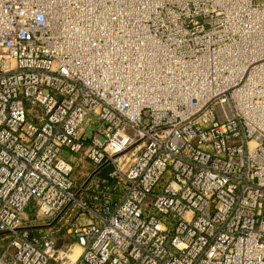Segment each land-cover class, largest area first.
Returning a JSON list of instances; mask_svg holds the SVG:
<instances>
[{
	"label": "built area",
	"instance_id": "built-area-1",
	"mask_svg": "<svg viewBox=\"0 0 264 264\" xmlns=\"http://www.w3.org/2000/svg\"><path fill=\"white\" fill-rule=\"evenodd\" d=\"M0 236V264H264V0H0Z\"/></svg>",
	"mask_w": 264,
	"mask_h": 264
},
{
	"label": "rangeland",
	"instance_id": "rangeland-1",
	"mask_svg": "<svg viewBox=\"0 0 264 264\" xmlns=\"http://www.w3.org/2000/svg\"><path fill=\"white\" fill-rule=\"evenodd\" d=\"M92 120L93 117L91 116V118H89L86 122L85 125V134L87 136H90L93 134V131L95 129L98 128V125H93L92 124ZM96 122V121H95ZM63 157L66 159H70L72 160V166H73V173H72V178L75 182V185L77 188H81L82 190L85 189V186L87 184H90V187L94 186L97 184L98 179L96 178V176H93V172L97 170V168H95L94 165H92L89 160L85 157V155L83 154H73V153H69L67 151L63 152ZM92 189L88 188L86 191L87 192H92ZM89 195V194H88ZM37 212V207L34 203H31L27 208H26V216L29 218H34ZM87 214L85 212H82L80 214V217L78 218L79 221L83 222V220L85 222H87ZM64 236V234H63ZM68 241V237L67 239L63 240L60 239V245L61 247H65L66 245H68L67 242ZM80 252L77 251L76 255L78 256Z\"/></svg>",
	"mask_w": 264,
	"mask_h": 264
},
{
	"label": "trees",
	"instance_id": "trees-1",
	"mask_svg": "<svg viewBox=\"0 0 264 264\" xmlns=\"http://www.w3.org/2000/svg\"><path fill=\"white\" fill-rule=\"evenodd\" d=\"M101 170L96 174V178L98 179L97 184L92 187H90V184H87L85 186V189L82 190V193H80V197L84 199L85 201L89 203H96L97 200H95V196H97L98 191H105V192H111L113 193L115 191V187L117 185V180L110 177L111 172V166L106 165L100 168ZM90 188L92 189V192H87L86 190ZM89 194V195H88ZM33 234H36L38 232V229H32L31 230ZM7 241H2L0 244V249L6 245ZM0 250V251H1Z\"/></svg>",
	"mask_w": 264,
	"mask_h": 264
},
{
	"label": "bare ground",
	"instance_id": "bare-ground-1",
	"mask_svg": "<svg viewBox=\"0 0 264 264\" xmlns=\"http://www.w3.org/2000/svg\"><path fill=\"white\" fill-rule=\"evenodd\" d=\"M57 3H59V0H57ZM45 5L50 9V11H52V7H51L52 4L45 2ZM66 18H65V20H66ZM69 19H72V21H70L68 24H67V22H65V23L62 22V24L65 25L66 27L72 26L73 28L76 29V30H72V31H80L81 29H83V26H82L83 23H81V17L79 15L77 18H75V15H74V16L69 17ZM62 29H64V28L62 27ZM80 33L81 34L78 35L75 40L86 43L90 39V35L85 34V33L82 34L83 32H80ZM76 257H77V255L74 254L72 258L75 259Z\"/></svg>",
	"mask_w": 264,
	"mask_h": 264
},
{
	"label": "crops",
	"instance_id": "crops-1",
	"mask_svg": "<svg viewBox=\"0 0 264 264\" xmlns=\"http://www.w3.org/2000/svg\"><path fill=\"white\" fill-rule=\"evenodd\" d=\"M70 162H71V164H72V160H70V159H68ZM101 169L100 168H98L96 171H94L93 172V176H96V174L100 171ZM77 188V187H76ZM78 189V191H80L81 193H82V187L81 188H77ZM99 192V191H98ZM44 231H45V233L47 232L48 234H52L53 236H55V237H57V239H59V241H60V239H63V240H65V239H67V237H68V241L67 242H69V243H67L68 245H70V244H72L73 243V239L70 237V235L69 234H67V232H66V230L64 229V228H59V227H57V226H54V227H52V228H46V229H44ZM63 234H64V236H63ZM2 237L0 236V239H1ZM68 245H66V246H68ZM1 250V249H0ZM79 255V254H78Z\"/></svg>",
	"mask_w": 264,
	"mask_h": 264
}]
</instances>
